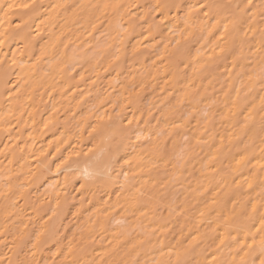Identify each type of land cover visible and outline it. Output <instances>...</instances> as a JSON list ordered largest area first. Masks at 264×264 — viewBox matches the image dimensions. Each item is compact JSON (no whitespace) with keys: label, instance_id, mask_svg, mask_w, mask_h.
Listing matches in <instances>:
<instances>
[{"label":"bare ground","instance_id":"bare-ground-1","mask_svg":"<svg viewBox=\"0 0 264 264\" xmlns=\"http://www.w3.org/2000/svg\"><path fill=\"white\" fill-rule=\"evenodd\" d=\"M262 241L264 0H0V264Z\"/></svg>","mask_w":264,"mask_h":264},{"label":"snow or ice","instance_id":"snow-or-ice-1","mask_svg":"<svg viewBox=\"0 0 264 264\" xmlns=\"http://www.w3.org/2000/svg\"><path fill=\"white\" fill-rule=\"evenodd\" d=\"M249 3H251V0H249ZM22 7L28 8V7H30V5H22ZM262 244H264V241H262ZM261 264H264V259L261 260Z\"/></svg>","mask_w":264,"mask_h":264}]
</instances>
